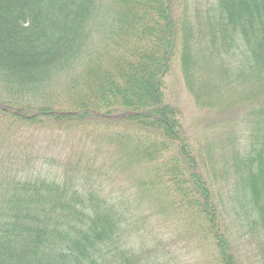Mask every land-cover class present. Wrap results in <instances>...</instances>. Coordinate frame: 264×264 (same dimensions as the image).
<instances>
[{
  "label": "trees",
  "instance_id": "1",
  "mask_svg": "<svg viewBox=\"0 0 264 264\" xmlns=\"http://www.w3.org/2000/svg\"><path fill=\"white\" fill-rule=\"evenodd\" d=\"M175 62L203 122L233 116L219 141L186 130ZM23 129L91 132L49 156ZM157 214L215 264H242L231 221L264 247V0L196 21L186 0H0V264H174Z\"/></svg>",
  "mask_w": 264,
  "mask_h": 264
},
{
  "label": "rangeland",
  "instance_id": "2",
  "mask_svg": "<svg viewBox=\"0 0 264 264\" xmlns=\"http://www.w3.org/2000/svg\"><path fill=\"white\" fill-rule=\"evenodd\" d=\"M186 1L188 4V12L192 20L196 21L197 9L205 14L213 6L215 0ZM196 57H198V54H196ZM174 65L171 76L168 78L169 98L180 109L186 130L198 140L203 141L209 139L210 141H219L228 130L233 129V116L230 123L218 122L220 121L219 119L215 120L216 122H203V119L200 118L201 115L196 110L190 95L186 91L179 66L176 62ZM87 131L89 130L85 129L82 131V129H77L74 132H69L68 130L23 129L15 142L19 146L26 145L36 155L47 154L52 156L54 153L63 156L72 153L73 150H80L84 137H88ZM90 138L91 141L93 138ZM13 141V137H10L3 143L4 146L1 149H8L10 147L9 142L12 143ZM90 141L88 144H90ZM120 177V182H123L125 178H135L136 175L131 171H127L124 173L121 172ZM121 184L123 185V183ZM226 193L223 190L225 199L228 198V194L226 195ZM152 222H154L153 229H157L156 231L163 230L165 232V242L170 245L172 255L178 259V262L174 264H215L212 259V252L210 253L208 250L209 248L204 245L202 246L196 240H191L185 234L186 232L182 231L180 224L177 222L173 224L168 217L165 218L160 214H157ZM230 223L234 225L230 228L235 239L240 262L242 264H264V247L255 238H252L249 228L241 227L239 222L233 223L231 221Z\"/></svg>",
  "mask_w": 264,
  "mask_h": 264
}]
</instances>
